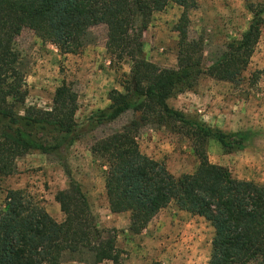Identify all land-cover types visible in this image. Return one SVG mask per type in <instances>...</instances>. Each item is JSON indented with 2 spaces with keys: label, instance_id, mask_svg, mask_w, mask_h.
<instances>
[{
  "label": "trees",
  "instance_id": "obj_1",
  "mask_svg": "<svg viewBox=\"0 0 264 264\" xmlns=\"http://www.w3.org/2000/svg\"><path fill=\"white\" fill-rule=\"evenodd\" d=\"M182 7L175 26L179 35L178 67L162 68L141 56L134 39L136 22L144 10ZM199 0H0V177L12 176L16 161L31 151L56 157L69 176V187L55 200L65 215L57 221L23 189L7 191L0 209V264H60L66 254L100 264L117 261L115 236L99 228L88 196L73 177L66 153L81 136L76 121L78 93L64 82L55 92L50 109L23 107L24 75L15 38L24 28L63 53H76L94 26L108 27L112 54L133 61L124 90L109 92L110 105L90 117V130L138 114L122 130L97 140L94 154L107 164L106 195L112 213H130V231L142 233L170 205L199 215L214 227L209 264H264V185L233 177L212 163L211 140L224 152L242 149L250 132H227L171 107L168 100L179 86H192L202 75L236 82L250 64L264 27V5L252 6L254 17L241 39L213 64L206 65L202 42L189 37V12ZM264 71H261V73ZM178 122L193 142L199 165L179 176L165 163L144 154L138 135L150 123ZM151 264H164L155 260Z\"/></svg>",
  "mask_w": 264,
  "mask_h": 264
},
{
  "label": "rangeland",
  "instance_id": "obj_2",
  "mask_svg": "<svg viewBox=\"0 0 264 264\" xmlns=\"http://www.w3.org/2000/svg\"><path fill=\"white\" fill-rule=\"evenodd\" d=\"M264 0H199L189 12V37L202 42L204 62L211 65L241 39L254 17L252 6ZM183 9L175 3L164 10L146 8L136 22L134 39L147 60L162 68L178 67L179 35L175 30ZM264 17V13H263ZM24 75L23 107L50 109L55 92L64 82L78 93L76 121L81 136L66 153V163L89 198L100 229L115 236L120 252L117 261L100 264H209L214 227L204 217L180 210L175 205L161 211L140 234L130 231V213H112L106 195V162L94 154L93 144L120 131L138 114L129 112L115 122L90 130L91 115L110 105L109 92L124 90L130 80L133 61L112 54L108 27L94 26L84 46L76 53H63L24 28L15 38ZM264 27L250 64L239 81H221L202 75L192 86H179L168 100L171 107L227 132L248 131L250 139L237 151L226 153L211 140L208 155L212 163L227 167L233 177L264 185ZM141 151L166 164L176 176L192 173L199 165L192 140L178 122L150 123L139 135ZM12 176L0 177V209L7 191L23 189L40 202L59 222L65 219L56 193L69 187V176L56 157L31 151L16 161ZM66 254L60 264H92Z\"/></svg>",
  "mask_w": 264,
  "mask_h": 264
}]
</instances>
